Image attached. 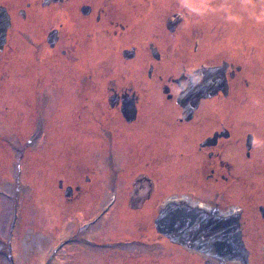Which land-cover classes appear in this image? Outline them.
I'll use <instances>...</instances> for the list:
<instances>
[{
	"label": "flooded vegetation",
	"instance_id": "obj_1",
	"mask_svg": "<svg viewBox=\"0 0 264 264\" xmlns=\"http://www.w3.org/2000/svg\"><path fill=\"white\" fill-rule=\"evenodd\" d=\"M17 1L0 0L11 22L0 47V67L2 56H7V63L14 49ZM220 2L32 0L27 9L20 10L22 21L44 26L38 44L41 63L57 51L74 62L72 70H80L99 34L117 48L100 77L104 86L98 84L90 62H85L88 68L82 73L77 95L98 114L92 121L103 132L109 166L116 167L118 159L121 162L124 199L109 197L100 220L93 216L88 221L78 212V228L54 235V243L45 248L43 264L58 263L64 253L69 256L65 264H253L256 257L264 264V250L260 255L251 245V238L264 229V203L252 212L241 204L248 197L241 191L243 173H256L255 166L262 168L261 160L258 165L255 158L257 144L252 133H242L239 118L225 116L226 110L232 114L248 103L242 96L256 80L247 77L264 74V59L257 58L264 41L250 37L242 47L236 35L221 36L224 25L215 14ZM39 7L44 10L37 12ZM211 11V17L205 15ZM199 70L209 73L212 87L194 112L185 114L178 102L181 81ZM77 136L80 141L84 138L82 133ZM63 185L60 182L59 187ZM80 191L79 186H67L64 197L72 202ZM149 204L155 213L146 212ZM186 208L238 218L247 257L226 260L215 252V244L200 247L172 240L170 236L184 232L186 222L177 215ZM118 209L122 212L113 218L112 211ZM123 214L126 219H121ZM109 220L118 221L114 230L102 229L99 222ZM1 232L2 228L0 237ZM12 236L14 231L7 239L10 251ZM72 244L77 249L67 252ZM218 246L220 251L226 248ZM148 250L156 254L146 256ZM97 255L104 256L92 259ZM8 257L13 264V256L8 253Z\"/></svg>",
	"mask_w": 264,
	"mask_h": 264
},
{
	"label": "rangeland",
	"instance_id": "obj_2",
	"mask_svg": "<svg viewBox=\"0 0 264 264\" xmlns=\"http://www.w3.org/2000/svg\"><path fill=\"white\" fill-rule=\"evenodd\" d=\"M31 1H17L11 43L14 49L11 48V60L7 63V56H2L0 67V264L12 263L8 253L13 256V264H43L45 248L54 243V235L78 228V212H82L88 221L93 216L100 220L105 216L103 209L109 197L124 199L121 194L124 188L121 162L114 157V160L118 159L117 166H109L111 158H106L108 153L105 151L103 132L92 121L98 114L94 112V107L77 95L82 73L88 68L85 62H90L98 84L104 86L100 77L105 73V64L114 53L113 49L117 48L108 44L104 34H99L80 70H72L74 62L56 50L54 57L41 63L42 53L38 44L44 26L22 21L20 13L21 9H27ZM220 1V9L215 14L219 15L224 25L221 36L236 35L242 47L245 39L250 37L264 41L263 0ZM42 10L39 7L37 12ZM207 14L211 17L213 11ZM41 15L44 17L45 13ZM200 18L207 20L203 16ZM155 23L159 24L158 18ZM261 45L264 49V44ZM257 58L264 59V50ZM247 78L256 80L242 96V99L247 97L248 103L233 110L232 114L226 110L225 116L239 118L242 133H252L257 144L255 158L258 165V160H261L262 168L255 166L256 173L252 174L244 172L241 189L243 197L248 196L241 199V204L246 212H252L254 206L264 203V74ZM79 133L84 136L81 141L77 136ZM100 143L101 151H96ZM231 153L234 154L233 151ZM60 182L64 184L62 189ZM67 186H79L81 189L72 202L64 197ZM153 207L149 204L146 212L155 213ZM118 212L122 211L114 210L111 216L116 218ZM15 214L17 217L14 219ZM124 215L121 219H126L122 218ZM99 223L103 224L102 229L114 230L113 225L118 221ZM10 229L14 231L11 251L8 250L7 240ZM251 240L252 247L262 255L264 229ZM75 249L76 244L66 247V251L71 253ZM155 252L148 250L146 256L153 257ZM64 254L55 264H65L64 258L69 256ZM103 256L97 255L92 259ZM253 264H259L258 257L254 258Z\"/></svg>",
	"mask_w": 264,
	"mask_h": 264
},
{
	"label": "water",
	"instance_id": "obj_3",
	"mask_svg": "<svg viewBox=\"0 0 264 264\" xmlns=\"http://www.w3.org/2000/svg\"><path fill=\"white\" fill-rule=\"evenodd\" d=\"M10 25L8 13L0 7V47H3L6 41ZM208 79L209 73L207 75L204 70H199L190 78H184L181 81V93L178 102L183 106L185 114H192L200 100L209 94L208 90L211 89L209 87L212 86L208 84ZM166 213H170V210H167ZM177 217L179 220L186 222V226L183 228L184 232H179L176 236H170L172 240L177 241L179 244L200 247L205 246L207 242L210 245L215 244V252L225 255L226 260L243 261L247 257L238 218L215 216L204 210L192 208H186ZM220 244L226 246L222 251L218 246Z\"/></svg>",
	"mask_w": 264,
	"mask_h": 264
}]
</instances>
